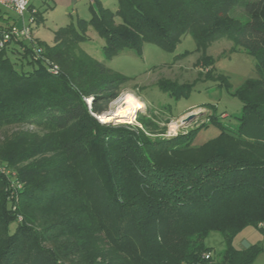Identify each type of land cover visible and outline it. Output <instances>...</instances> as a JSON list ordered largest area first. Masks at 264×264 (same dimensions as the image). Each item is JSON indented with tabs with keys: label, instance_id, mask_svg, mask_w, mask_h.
<instances>
[{
	"label": "trees",
	"instance_id": "trees-1",
	"mask_svg": "<svg viewBox=\"0 0 264 264\" xmlns=\"http://www.w3.org/2000/svg\"><path fill=\"white\" fill-rule=\"evenodd\" d=\"M90 28L105 59L187 34L200 49L231 41L262 75L240 96L239 129L192 146L196 131L163 139L145 119L143 130L100 123L130 80L80 48ZM0 168V264H209L211 231L226 244L219 264H251L259 249L231 242L247 226L264 233V0H117L59 28L51 45L8 42Z\"/></svg>",
	"mask_w": 264,
	"mask_h": 264
},
{
	"label": "rangeland",
	"instance_id": "rangeland-1",
	"mask_svg": "<svg viewBox=\"0 0 264 264\" xmlns=\"http://www.w3.org/2000/svg\"><path fill=\"white\" fill-rule=\"evenodd\" d=\"M83 17L88 19V14L81 19ZM67 19L66 12L56 14L53 24H46L34 35L51 45L54 31L67 25L58 23ZM72 20L76 23L77 16L74 15ZM87 37L89 40L81 43L80 48L130 80L128 87L111 104L108 114L121 106L127 97L136 99L140 105L124 123L110 122L108 125L143 130L139 119H145L156 127L151 137L172 139L196 131L191 145L201 146L217 138L222 131L238 130L244 115V102L240 96L251 83L262 79L254 58L242 50H233L232 42L227 39L217 40L200 49L194 38L187 34L169 49L148 42L143 44L140 54L125 49L105 59L101 37L92 28ZM166 82L171 86L162 89L161 84ZM179 90L185 91V94H180ZM212 116L218 118L219 124L210 120ZM205 123L207 125L202 127ZM172 125L175 126L173 132ZM17 190H21L19 183ZM203 244L211 257L209 264H219L226 251L223 235L211 231ZM231 245L241 251L256 246L259 251L251 264H264V233L257 227H245L235 235ZM95 247L98 251L103 250L98 245Z\"/></svg>",
	"mask_w": 264,
	"mask_h": 264
},
{
	"label": "crops",
	"instance_id": "crops-1",
	"mask_svg": "<svg viewBox=\"0 0 264 264\" xmlns=\"http://www.w3.org/2000/svg\"><path fill=\"white\" fill-rule=\"evenodd\" d=\"M97 5H101L103 8L115 11L117 9V0H95L92 3L88 2L87 0H33L30 3V9L24 15V19L28 24V20L32 16V11L36 13L35 22L31 24V28L34 34V32L37 33L40 28L45 27L46 24H53L54 16L56 14L60 15L63 12H66V17L68 18L67 20H72L74 15L77 16L78 20H88L91 16V9H95ZM85 14H88V19H84L85 17L81 19V16H85ZM67 20L61 21L60 23H58V25H69L71 23H75L73 20ZM6 23L16 25L17 27H21L22 25L21 21H18V19L11 13L2 10L0 12V24L5 25ZM58 29H56L55 31H57ZM88 32L89 30L87 31V34ZM34 37L40 42H43L42 40L37 38V36L34 35Z\"/></svg>",
	"mask_w": 264,
	"mask_h": 264
},
{
	"label": "built area",
	"instance_id": "built-area-1",
	"mask_svg": "<svg viewBox=\"0 0 264 264\" xmlns=\"http://www.w3.org/2000/svg\"><path fill=\"white\" fill-rule=\"evenodd\" d=\"M33 0H0V12L2 10L11 13L14 15L18 21H21V27H17L16 25L12 26L8 31L2 33L0 36V49L3 48L10 41L22 40L26 43H30L35 45V37L33 34V30L31 28V24L34 22V15L36 14L32 11V16L28 20V24L25 22L24 15L30 9V3ZM81 1V0H76ZM92 3L95 0H87ZM37 52L39 50H36ZM54 74H56L57 68L53 69ZM0 173L7 174L8 172L5 169L0 168ZM259 227L262 228L264 225L259 224ZM205 260H209V255H204Z\"/></svg>",
	"mask_w": 264,
	"mask_h": 264
},
{
	"label": "bare ground",
	"instance_id": "bare-ground-1",
	"mask_svg": "<svg viewBox=\"0 0 264 264\" xmlns=\"http://www.w3.org/2000/svg\"><path fill=\"white\" fill-rule=\"evenodd\" d=\"M139 107L140 105L136 99L132 97H127L124 100L123 104L117 107L110 115L104 114L98 118L102 123H110V122L124 123L126 121V118L130 115V113ZM174 130H175V126L172 125L171 131L173 132Z\"/></svg>",
	"mask_w": 264,
	"mask_h": 264
},
{
	"label": "water",
	"instance_id": "water-1",
	"mask_svg": "<svg viewBox=\"0 0 264 264\" xmlns=\"http://www.w3.org/2000/svg\"><path fill=\"white\" fill-rule=\"evenodd\" d=\"M88 105H89V106L91 105V100L88 101ZM110 114H111V113H109V114L107 113L106 115H110ZM98 120H99L100 123H102V122L100 121L99 118H98ZM102 124H109V123H102Z\"/></svg>",
	"mask_w": 264,
	"mask_h": 264
}]
</instances>
